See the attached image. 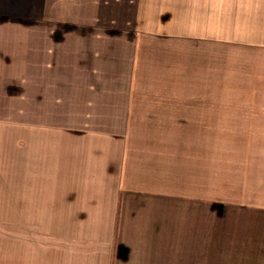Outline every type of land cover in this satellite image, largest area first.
<instances>
[{
    "label": "crops",
    "instance_id": "obj_1",
    "mask_svg": "<svg viewBox=\"0 0 264 264\" xmlns=\"http://www.w3.org/2000/svg\"><path fill=\"white\" fill-rule=\"evenodd\" d=\"M199 123L264 131V0H0V264H264V203L197 232Z\"/></svg>",
    "mask_w": 264,
    "mask_h": 264
},
{
    "label": "rangeland",
    "instance_id": "obj_2",
    "mask_svg": "<svg viewBox=\"0 0 264 264\" xmlns=\"http://www.w3.org/2000/svg\"><path fill=\"white\" fill-rule=\"evenodd\" d=\"M239 86L233 84L234 89ZM204 116L207 115L197 114V121L199 122ZM201 126L206 125L197 124V197L202 202L199 206L197 204V217H200L197 219L202 218L199 221H205V225L197 227V232L203 234L253 233L254 225H252L253 221L248 219L250 217L248 212L235 210V217L230 216L226 222L225 210L223 209L221 213L222 210L217 207L216 201L264 203V131L211 132L199 129ZM213 138L220 141L216 140V143L215 139L211 140ZM230 150L234 154V167L232 172H227L225 169H228L229 165L226 168V163L232 159ZM218 153L222 156L216 157ZM210 155L213 156V160L217 158L218 161L221 160V164H213L212 171L216 172V179L205 180L204 173L210 172L212 164H209ZM222 169L225 171L220 173ZM206 209L211 212L210 215L204 211ZM2 215L3 212L0 211V245H2L3 223L6 219ZM77 229L79 228H75V233Z\"/></svg>",
    "mask_w": 264,
    "mask_h": 264
}]
</instances>
